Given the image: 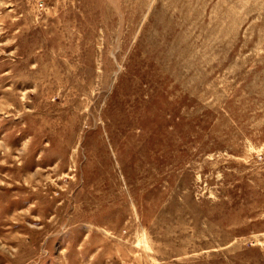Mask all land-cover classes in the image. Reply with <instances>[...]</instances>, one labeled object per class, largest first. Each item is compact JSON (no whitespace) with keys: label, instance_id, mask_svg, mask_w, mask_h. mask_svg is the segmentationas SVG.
I'll list each match as a JSON object with an SVG mask.
<instances>
[{"label":"rangeland","instance_id":"1","mask_svg":"<svg viewBox=\"0 0 264 264\" xmlns=\"http://www.w3.org/2000/svg\"><path fill=\"white\" fill-rule=\"evenodd\" d=\"M0 264H264V0H0Z\"/></svg>","mask_w":264,"mask_h":264}]
</instances>
